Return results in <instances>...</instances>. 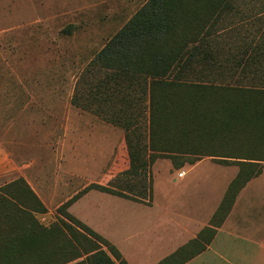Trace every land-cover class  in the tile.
I'll return each instance as SVG.
<instances>
[{
  "label": "rangeland",
  "instance_id": "1",
  "mask_svg": "<svg viewBox=\"0 0 264 264\" xmlns=\"http://www.w3.org/2000/svg\"><path fill=\"white\" fill-rule=\"evenodd\" d=\"M146 1L0 0V149L36 167L42 161L48 164L52 160V166L68 173L66 192L70 197L100 179L132 198H146L151 202L154 190L157 202L171 192L172 196L181 195L213 207L220 203L237 168L221 162L220 156L186 150L163 151L159 141L156 149H151L146 97L129 102L128 106L133 109L145 106L140 108L143 114L137 123L142 147H149L145 148L140 163L147 159V164L139 174L124 172L130 167L126 129L114 122L113 116L125 109L120 108L125 105L122 96L130 99L133 93L124 89L122 95L105 103L108 90L99 85L108 71L92 67L90 63ZM217 29L208 45L214 49L222 66L211 71L202 68L203 72L195 67V71L189 72L188 80L263 90L264 66L243 72L240 67L236 70L234 59L250 46L248 51L253 46L264 47V0H231V8L225 12ZM138 92L141 94V88ZM74 97L78 104L73 101ZM219 97L213 94L209 100ZM213 111L217 112L215 124L222 110L214 106ZM177 135L182 138H172L184 140L190 150L196 149L195 143L219 154L221 146L208 141L202 128L197 127L192 136L179 132ZM219 138L214 140L218 141L216 144L224 140ZM242 138L234 142L239 149ZM110 168L118 172L108 180L104 175L107 173L103 172ZM181 168L188 171L186 177L174 181L173 177ZM100 171L103 172L100 174ZM0 181L4 178L0 177ZM258 186L247 199L250 204L247 212L259 218L262 232L264 174L258 179ZM75 209L81 217L110 232L138 264L144 260L151 262L178 241L173 238L179 235L178 231L174 233L176 227L168 229L166 225L156 224L159 219L156 210L150 217L152 224L145 226V219L135 218L137 214L130 202L99 190H92ZM207 211L202 210L200 215L205 216ZM54 215L59 220L66 219L59 212ZM72 225L79 228L75 222ZM144 235L147 238L144 239Z\"/></svg>",
  "mask_w": 264,
  "mask_h": 264
},
{
  "label": "trees",
  "instance_id": "2",
  "mask_svg": "<svg viewBox=\"0 0 264 264\" xmlns=\"http://www.w3.org/2000/svg\"><path fill=\"white\" fill-rule=\"evenodd\" d=\"M229 8L231 0H147L106 42L90 63L92 67L108 71L105 80L99 85L108 90L105 103L122 95L124 89L133 93L130 99L122 96L125 105L120 108L125 109L117 111L113 116V121L126 129L130 167L124 172L139 174L147 164V159L140 163L145 148L151 146V149H156L157 141L163 151L186 150L220 156L221 162L240 166L239 173L213 217V222L218 223L229 212L241 187L261 172L260 162L264 161V89L206 84L189 81L187 78L190 71L196 70L195 67H199L201 71L202 68L211 71L222 66L214 49L208 44ZM250 47L242 54H236V70L240 67V71L246 72L264 66V47L253 46L251 53L248 51ZM139 88L141 94L138 92ZM213 94L220 97L209 100V96ZM76 97L78 99V92ZM76 97L73 101L78 104ZM143 97L149 101L148 117L146 116L149 124V147H142L137 123L139 117L142 118L141 109L145 106L134 109L128 106L129 102L142 100ZM214 106H219L222 110L218 118L220 120L215 124L217 112L213 111ZM126 107L132 109V112L128 113ZM197 127L203 129V135L208 141L221 146L219 154L209 152L195 143L196 149L190 150L184 140L172 138H182L177 132L184 136L195 135ZM168 136L171 139H167ZM240 136L243 138L239 149L234 142ZM219 137L224 140L216 144L218 141L214 140H219ZM175 145L185 146L173 147ZM224 147L230 150L223 151ZM93 186L130 197L110 187L98 184ZM8 187L5 190L9 189L12 197L25 204L24 200L31 198L39 201L23 177L16 179ZM77 196L58 207V212L66 219L62 218L49 227L34 220L25 225L28 228L16 239L17 245L14 247V256L17 255L20 262L129 264L112 242L68 211L69 205ZM41 209L44 211L46 208L42 205ZM72 222L79 228H75ZM213 233L214 229L208 227L203 229L200 236L209 241ZM204 248L203 242L192 240L157 264H183Z\"/></svg>",
  "mask_w": 264,
  "mask_h": 264
},
{
  "label": "crops",
  "instance_id": "3",
  "mask_svg": "<svg viewBox=\"0 0 264 264\" xmlns=\"http://www.w3.org/2000/svg\"><path fill=\"white\" fill-rule=\"evenodd\" d=\"M17 159L19 158L11 154L10 151H5L4 148L0 149V177L4 178L3 182L0 181V264H25L26 261L20 262L17 255L14 256V247L17 245L16 239L20 238L26 232V228H28L25 225L34 220L46 227L51 226L59 220V217L54 215L55 212L58 214V207L75 197V195L68 196L66 192L69 188L67 183L68 173L59 171L57 167L52 166L54 164L52 160L48 161V164L42 161L36 167L35 164H27L23 160ZM260 163L262 167L261 172L253 176L241 187L229 212L219 223L218 221L213 222V217L230 184L239 173L240 166L235 163H227L229 166L236 167L237 170L220 203L213 207L212 205L209 206V204L202 205L201 202L191 201L189 198H183L181 195L177 197L172 196L171 192L170 194L167 193L161 202H157L154 198V190L151 202L146 198L143 200V198L139 197H126L93 186L94 184H98L110 187L105 181L99 179L88 185L80 194H76L78 196L69 205L68 211L112 242L129 264L138 263L123 249L119 240L113 237L100 224L92 222L84 216L81 217L75 211V207L80 201H84L92 190H99L110 194L112 197H118L130 202L134 206L135 214L138 217L135 218L137 220L145 219L146 222H143L145 226H149L150 223L152 224L150 217L156 210L159 214L156 224H159L160 227L166 225L168 229L172 227L177 228L174 230V233L178 231L179 235L173 238H178V241L174 242L169 250L162 252L161 256H158L151 262H149L150 260H144L145 262L140 264H157L183 245L197 239L205 244V248L183 264H264V231L261 232L260 230L261 227L258 224L260 222L259 218L252 217L247 212L250 207V204H247L249 202L247 199L251 193L253 194V191L258 189L260 186H258V179L264 174V161ZM181 170L183 168L178 170L177 175L173 177L174 181H182L186 177L188 173L186 169H184L186 171L185 175H178ZM102 172L100 171V174ZM117 172L114 168H110L103 173H107L104 175H107L106 177L110 180L117 175ZM20 177H23L27 181L39 201L31 198L24 200L27 203L25 204L12 197L9 189L5 190V187L7 188ZM110 188L115 189V187ZM42 205L46 208L44 211L41 209ZM254 206L255 204L252 205V207ZM208 209L210 210L207 211ZM202 210L207 211L205 216L200 215ZM162 222L164 223L161 225ZM208 227L214 229V233L211 239L206 241L200 236V233ZM133 237L135 236L131 235V238ZM143 237L145 239L147 235Z\"/></svg>",
  "mask_w": 264,
  "mask_h": 264
},
{
  "label": "built area",
  "instance_id": "4",
  "mask_svg": "<svg viewBox=\"0 0 264 264\" xmlns=\"http://www.w3.org/2000/svg\"><path fill=\"white\" fill-rule=\"evenodd\" d=\"M185 173H186V171L183 169V170L179 171L178 175L183 176V175H185Z\"/></svg>",
  "mask_w": 264,
  "mask_h": 264
}]
</instances>
